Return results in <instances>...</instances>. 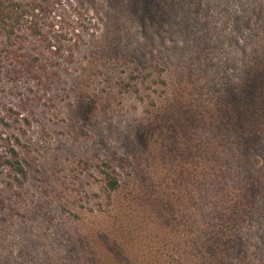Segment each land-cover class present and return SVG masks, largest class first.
<instances>
[{
	"label": "rangeland",
	"instance_id": "rangeland-1",
	"mask_svg": "<svg viewBox=\"0 0 264 264\" xmlns=\"http://www.w3.org/2000/svg\"><path fill=\"white\" fill-rule=\"evenodd\" d=\"M0 2V264L64 263L93 244L95 216L112 224L105 171L131 203L155 184L175 198L181 167L205 170L183 154L221 135L239 20L258 0Z\"/></svg>",
	"mask_w": 264,
	"mask_h": 264
},
{
	"label": "trees",
	"instance_id": "trees-1",
	"mask_svg": "<svg viewBox=\"0 0 264 264\" xmlns=\"http://www.w3.org/2000/svg\"><path fill=\"white\" fill-rule=\"evenodd\" d=\"M255 4L239 20L238 72L228 79L221 135L213 147L183 154L198 151L205 170L181 167L191 172L175 198L155 184L157 197L140 194L131 203L118 199L123 183L116 171H105L115 201L112 224L95 216L98 224L87 235L93 244L75 246L72 260L59 264H264V0ZM147 237L154 245L143 243L140 252L132 243Z\"/></svg>",
	"mask_w": 264,
	"mask_h": 264
}]
</instances>
